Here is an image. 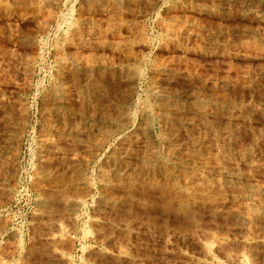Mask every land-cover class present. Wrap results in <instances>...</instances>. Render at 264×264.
Wrapping results in <instances>:
<instances>
[{"label":"rangeland","instance_id":"obj_1","mask_svg":"<svg viewBox=\"0 0 264 264\" xmlns=\"http://www.w3.org/2000/svg\"><path fill=\"white\" fill-rule=\"evenodd\" d=\"M0 264H264V0H0Z\"/></svg>","mask_w":264,"mask_h":264},{"label":"bare ground","instance_id":"obj_2","mask_svg":"<svg viewBox=\"0 0 264 264\" xmlns=\"http://www.w3.org/2000/svg\"><path fill=\"white\" fill-rule=\"evenodd\" d=\"M27 40V39H26ZM31 41V40H30ZM84 61V60H83ZM82 62V61H81ZM87 62V61H85ZM83 62L81 64H79L80 66V69H81V72L79 73L80 74V78L83 80V82L85 83V87L87 88V90L89 89H96L98 88V85H99V80H98V72H101L99 71L98 69H94L91 67H87L86 66V63ZM91 63V62H90ZM89 64V63H88ZM96 68V67H95ZM6 117L11 118V115L10 113H6ZM77 131V130H76ZM98 145V144H97ZM70 157V156H69ZM76 158L79 159V161H82V157L81 156H78L76 155ZM85 159V158H84ZM84 164V163H83ZM71 194V193H70ZM72 195V194H71Z\"/></svg>","mask_w":264,"mask_h":264}]
</instances>
